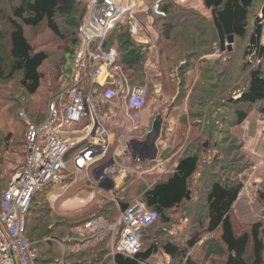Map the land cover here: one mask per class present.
<instances>
[{"label": "trees", "instance_id": "obj_1", "mask_svg": "<svg viewBox=\"0 0 264 264\" xmlns=\"http://www.w3.org/2000/svg\"><path fill=\"white\" fill-rule=\"evenodd\" d=\"M200 1L205 10L152 0L151 14L140 16L155 37L152 49L132 34L128 15L108 32L102 47L116 50L124 87L119 98L99 104L105 127L116 137L123 133L124 101L133 87H145L142 124L128 137L146 138L160 116L163 143L156 159L127 170L120 188L103 189L84 205L64 207L91 191L84 177L66 179H77L79 187L53 190L50 184L35 192L25 213V237L37 248L38 264H154L150 259L158 253L167 264H264V211L249 221L237 210L246 192L243 174L254 163L235 131L254 112L264 115V0ZM90 3L0 0V213L3 194L25 163L29 127L44 125L51 101H61ZM108 86L85 89L100 100ZM115 156L125 165L124 157ZM259 194L264 202V189ZM136 201L157 212L142 229L138 253H112L109 239L70 250L76 226L101 215L116 222Z\"/></svg>", "mask_w": 264, "mask_h": 264}, {"label": "built area", "instance_id": "obj_2", "mask_svg": "<svg viewBox=\"0 0 264 264\" xmlns=\"http://www.w3.org/2000/svg\"><path fill=\"white\" fill-rule=\"evenodd\" d=\"M138 3L137 0L130 3L125 0L91 1L89 17L80 27L82 45L66 88L60 91L61 101H51L49 118L44 125L40 128L29 127L24 166L15 173L3 194L0 264H38L35 248L25 237V213L34 193L61 181L68 158L72 157L76 167L81 172L86 170L90 178L91 166L107 155L111 138L98 112V101L85 88L111 82L115 86L106 88L102 99L119 97L123 80L115 63L117 52L114 48L104 50L102 43L111 28L128 12L132 33L144 34L145 41L154 46L153 34L141 23L138 18L140 14L135 11L138 7L146 8L149 2ZM145 96L144 87H133L125 104L127 110L132 111L129 117L134 128L140 119ZM20 115L24 117L22 112ZM95 118H98V122ZM137 152L136 160L144 151L138 146ZM132 167L130 164L121 168L114 165L96 169L100 171L103 181L109 183L113 177L116 179L119 175H126ZM96 190L94 188V195ZM92 198L83 199L81 203L89 202ZM156 218L155 210L147 207L143 201H136L122 211L116 222L101 215L76 226L69 248L79 252L109 239L112 253L135 255L142 247V229L153 224Z\"/></svg>", "mask_w": 264, "mask_h": 264}, {"label": "rangeland", "instance_id": "obj_3", "mask_svg": "<svg viewBox=\"0 0 264 264\" xmlns=\"http://www.w3.org/2000/svg\"><path fill=\"white\" fill-rule=\"evenodd\" d=\"M125 1H127V0H125ZM129 1L131 2L132 0H129ZM139 1H141L142 3L145 2V0H139ZM180 1H183V2H185V3H187V4H190V5L196 6L197 8H201V9L205 10V9L203 8L202 3H201L200 0H178L179 3H180ZM151 2H152V0H150V3H151ZM183 2H182V3H183ZM126 3H127V2H126ZM138 4H139V5H142L141 3H138ZM143 5H144V4H143ZM135 11H136V14H143L142 12L144 11V8H143V7H141V8L138 7ZM143 37H144V34H139V35H137V38H138V39H141V38H143ZM146 42H147V41H145V43H146ZM66 81H67V80H66ZM66 81H65V82H66ZM57 87H59V85H58ZM159 88H160V87H157L156 90H159ZM57 92H58V89H57ZM142 114H143V111H142ZM125 115H128V114H125ZM121 116H122V119H123V121H124V123H125L124 132L121 133V134H119L117 137L114 136L113 134L111 135L112 142H111V144H110V148L112 149V148L115 147L116 143L118 144V145L114 148V151H113L114 154H115V152L117 151V148L120 146L121 142L124 141V140L128 137V132H129V130H128V128H127V125H126V123H128V122L125 121V118H124L123 115H121ZM128 117H129V116H128ZM101 118L103 119V115L101 116ZM129 118H130V117H129ZM261 118H263V119H261ZM249 120L252 121V122H254V128H253V130H251V131L246 130V127H248V122H249ZM130 123H133L132 120H131V118H130ZM141 124H142V117L140 118L139 126H140ZM170 124H171V127L169 128V130L172 131L173 126L175 125V120H172V121L170 122ZM130 131H131V129H130ZM235 131L238 132V135H239L241 138L244 139V141H245V145H244L245 150H246V148H247L246 152L248 151V152H250L252 155H254V154H256V153H255V150L258 149L259 147H262V148H261V151H260V154H261L262 158H257V157H254V156H250V155L248 154L249 157L252 159V161H253V163H254V165H252L251 168L254 167L255 165H260V166H261V164L263 163V162H262V159L264 160V139H263V136H264V135H258V134H264V115L261 116L259 113L254 112V113L252 114V116H251L247 121H245L242 125L236 127ZM131 132H132V131H131ZM148 132H149V131H148ZM148 132H147V134H148ZM259 132H261V133H259ZM160 141H162V140H159V141H158V145L162 144V142H160ZM248 152H247V153H248ZM101 160H102V159H101ZM101 160H99L96 164H94V165L91 166V168H90V173L92 174V176H93L92 171L94 170V168H95L96 166H98L99 164L102 163ZM128 161L130 162V159H129ZM129 162H127V164H129ZM23 163H24V162H23ZM23 163L21 164V166H20V168L18 169V171L21 170L22 167L24 166ZM257 163H258V164H257ZM263 166H264V163H263ZM251 168H250V169H251ZM260 168H262V167H260ZM248 170H249V169H248ZM248 170H247V171H248ZM259 170H261V171L264 172L263 169H259ZM18 171H17V172H18ZM247 171H246V172H247ZM246 172H245V173H246ZM263 174H264V173H263ZM85 175H86V176H85ZM96 175L98 176L99 179H101L100 171H99V170H96ZM243 175H244V174H243ZM71 177H75V178H77V179H79V178H81V177H84V178H85V185H87V186H89V187L91 188V191H87V192H90V193L87 194V192H81V193L79 194L80 197H81V199L92 198V197H94L97 193H100V192H101L100 189H98V187H97V184H98V183H95V184H96V185H95V184H94V181H93V179H92V177H90V178H89V176L87 177V171H86V170L83 171V172H81V171L76 167V165L74 164V161H73L72 157L68 158L67 161H66V168H65V170L63 171L61 181L53 183V184H54V185H53V186H54V187H53V190H57V189H58L57 187H59V188L62 189V190H66V189H67V184L70 185V186H71V185H72V186H75V185H76V181H77V179H76L75 181L71 182V183H67V182H66V179H67V178H71ZM93 178H94V177H93ZM118 179H119V177L117 178V186H118V187H119V186L121 187V185H122V179H120L119 181H118ZM63 180H65V182H63ZM64 184H65V185H64ZM76 186L79 187V185H76ZM94 188L97 189L95 195H94V192H93ZM246 188H247V187H246ZM260 189H264V179H263V181L261 182V184H260L259 186L256 187V191H255V192H258V194H259V190H260ZM105 190H106V189H105ZM247 195H248V193H247V190H246V192L244 193V196H245L248 200L245 199V197L243 198V200L241 201V203H240V205H239V212H238V213H239V215H240L242 218H245V219H247V220H249V221H254V220H257V219L260 217V213H261L262 211H264V202L260 199V196H259V203H260V205H258L257 202L252 203V201L249 200V198H248ZM259 195H260V194H259ZM51 198H52V200H55V199H56L53 195H51ZM78 199H79V198H78ZM71 202H72V201H70V202H68V203H69L70 205H71V204H72V205H76L74 202H72V203H71ZM68 203H67V205H68ZM79 204H80V203H79ZM83 204H85V201H84ZM167 261H168L167 256L162 255L161 253H158V254L152 256L151 259H150V262H151V263H154V264H167ZM141 264H147V263H141Z\"/></svg>", "mask_w": 264, "mask_h": 264}, {"label": "crops", "instance_id": "obj_4", "mask_svg": "<svg viewBox=\"0 0 264 264\" xmlns=\"http://www.w3.org/2000/svg\"><path fill=\"white\" fill-rule=\"evenodd\" d=\"M261 119H263V118H261ZM253 128H254V122H252V121L249 120L248 127H246V130L251 131V130H253ZM259 133H261V132H259ZM237 134H238V132H237ZM258 135H264V134H258ZM129 138H131V137H129ZM263 139H264V136H263ZM130 140L131 139H129V140L128 139H125L124 141H122L121 144H120V146L117 148V151L115 152L116 155L119 154L118 156H120V155H127V156H121V157H124L125 162H129L128 160L130 159V156H129L130 154L127 153V144H128V141H130ZM139 140H142V138L139 139ZM162 143H163V141H162ZM130 145H131L130 146V151H132L133 148H134V146L137 145V144H135V142H131ZM138 146H140L141 148H143V151L145 152L144 153L145 155L143 156L144 158H147V156L152 155V152H153L154 149L152 148L151 142H148L147 141V143H145L143 145H140L139 144ZM261 148L262 147H259L258 149H256L255 150V153L256 154H254V155H252L248 151L247 152H248V154L250 156H254V157H257V158H262V156L260 154ZM246 150H247V148H246ZM130 162H131V159H130ZM262 162L264 163V160L263 159H262ZM263 163L261 164V166L260 165H255L254 167H252L251 169H249L243 175V179H244V181L246 183V187H249L251 189L250 192H248V195L247 196H248L249 200L252 201V203L257 202L258 205H260V203H259V194H258V192H255L256 191V186L255 185L260 184L263 181V179H264V174H263L264 172L261 171V170H259V169H263L264 170ZM260 167H262V168H260ZM244 197L245 196L240 197L238 199V201H237V204L236 205H237L238 212H239V205H240V203H241V201L243 200ZM78 198L79 197H75V198L68 199L64 203V207H67V208H75V207H78V206L82 205L80 202H82L83 199H81V197L79 199ZM77 199H78V201L77 202H74L76 205H70V204L67 205L68 202H70V201H76ZM245 199H247V198L245 197Z\"/></svg>", "mask_w": 264, "mask_h": 264}, {"label": "water", "instance_id": "obj_5", "mask_svg": "<svg viewBox=\"0 0 264 264\" xmlns=\"http://www.w3.org/2000/svg\"><path fill=\"white\" fill-rule=\"evenodd\" d=\"M148 13L151 14V9L148 10ZM232 42H233V37H230L229 43H232ZM229 47L231 48V44H229ZM95 121L98 122V118H95ZM162 122H163L162 118L160 116H158L154 120L151 130L148 132L147 140L151 139L152 145L154 147L153 155L150 157L151 159H155L157 157L158 145L156 144V142L161 135ZM143 142H145V141H143ZM114 164H115V158H111L108 162L101 164L99 167L106 168L109 165H114ZM96 170H97L96 168L93 170V174H94L95 179L98 181V187H100L102 189H106V190H111L113 188H119L120 187V186L116 187L115 186L116 183H114L113 180L111 181V183H110V181L108 183V182H104L102 178L99 179L98 176L96 175Z\"/></svg>", "mask_w": 264, "mask_h": 264}, {"label": "bare ground", "instance_id": "obj_6", "mask_svg": "<svg viewBox=\"0 0 264 264\" xmlns=\"http://www.w3.org/2000/svg\"><path fill=\"white\" fill-rule=\"evenodd\" d=\"M146 43H148V42H146ZM103 44V43H102ZM121 115H123L124 116V118H125V121H127L128 123H126V125H127V127L128 128H130L131 129V131H133V130H137L136 128H134V126H133V124L132 123H130V118L127 116V115H125V114H121ZM121 179V175H119V179H118V181ZM78 201V199L76 200V201H72V202H77ZM71 202V203H72ZM79 203V202H78ZM68 205H69V203H68ZM72 205V204H71ZM33 246V245H32ZM34 248H35V251H36V254L38 255V252H37V248H36V246H33Z\"/></svg>", "mask_w": 264, "mask_h": 264}, {"label": "clouds", "instance_id": "obj_7", "mask_svg": "<svg viewBox=\"0 0 264 264\" xmlns=\"http://www.w3.org/2000/svg\"><path fill=\"white\" fill-rule=\"evenodd\" d=\"M149 5H150V4H149ZM89 12H90V8H89ZM129 131H130V130H129ZM260 184H261V183H260ZM260 184H257V185H255V186L257 187V186H259ZM246 190H247V193H248V192H250L251 189H250L249 187H247Z\"/></svg>", "mask_w": 264, "mask_h": 264}]
</instances>
